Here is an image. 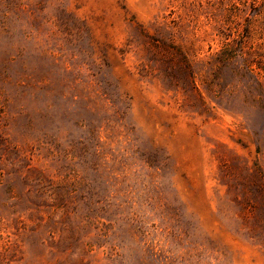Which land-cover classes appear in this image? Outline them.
I'll return each instance as SVG.
<instances>
[{
	"label": "rangeland",
	"instance_id": "1",
	"mask_svg": "<svg viewBox=\"0 0 264 264\" xmlns=\"http://www.w3.org/2000/svg\"><path fill=\"white\" fill-rule=\"evenodd\" d=\"M0 264H264V0H0Z\"/></svg>",
	"mask_w": 264,
	"mask_h": 264
}]
</instances>
